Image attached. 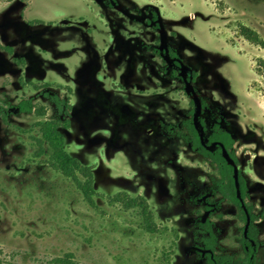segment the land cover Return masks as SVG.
I'll return each mask as SVG.
<instances>
[{"label":"rangeland","instance_id":"obj_1","mask_svg":"<svg viewBox=\"0 0 264 264\" xmlns=\"http://www.w3.org/2000/svg\"><path fill=\"white\" fill-rule=\"evenodd\" d=\"M68 87L65 148L94 166L97 206L36 154L33 126L61 117L49 95L67 99ZM26 100L46 114L22 111ZM190 123L205 145L215 125L233 136L264 264V0H0V264L68 252L76 264H157L171 235L110 205L119 191L177 228L172 264H206L207 219L220 250L241 255L243 223L217 191L216 166L185 138Z\"/></svg>","mask_w":264,"mask_h":264},{"label":"trees","instance_id":"obj_2","mask_svg":"<svg viewBox=\"0 0 264 264\" xmlns=\"http://www.w3.org/2000/svg\"><path fill=\"white\" fill-rule=\"evenodd\" d=\"M241 33L254 43H263L258 33L248 26H242ZM45 85L51 86L49 83ZM35 87L38 85L35 84ZM68 90L71 93L69 87ZM49 96L55 102L62 117L35 123L33 129L41 135L35 138L38 143L36 154L47 155L49 165L74 181L87 203L97 206L94 199L98 194L94 185V166L82 164L65 148L64 131L69 129L71 124L69 119L70 97L64 99L57 94ZM20 109L28 112L35 111L39 116H44L47 111L45 106H35L31 100L21 102ZM189 132L190 136L185 138L191 141L195 150L216 166L217 175L214 183L217 191L236 207L238 218L243 223L240 237L242 254L238 256L220 250L219 237L210 219L200 223L201 236H198V239L205 251L206 264H261L258 257V250L261 246L260 228L257 224L260 216L256 213L254 204L248 200L249 191L245 176L231 163H239L234 150V138L229 132L217 127L209 142L213 144L214 140H219L220 145L216 149H210L202 144L194 126H189ZM106 199L110 205H120L125 210L135 211L140 218L139 226L146 232L170 234L171 240L163 249L157 264H172L178 246L179 232L175 227L158 223L156 209L146 197L141 194L133 195L127 191H119L113 195H106ZM52 264H76L75 255L72 252L65 253L54 258Z\"/></svg>","mask_w":264,"mask_h":264},{"label":"flooded vegetation","instance_id":"obj_3","mask_svg":"<svg viewBox=\"0 0 264 264\" xmlns=\"http://www.w3.org/2000/svg\"><path fill=\"white\" fill-rule=\"evenodd\" d=\"M157 26V31L155 32V34L156 35H158V36H160L161 35V33H162V30L159 28V26L158 25H156ZM155 26V27H156ZM159 39V38H158ZM158 43H159V45L161 44V41H160V39H159V41H157ZM158 43H156V45H158ZM155 51H156V49H154ZM172 56H175V54H172ZM47 83H49V82H47ZM50 84V83H49ZM34 85V87H35V84H33ZM37 88V87H36ZM68 90V89H67ZM68 92H70L69 90H68ZM58 95V94H57ZM59 97H61L60 95H58ZM33 103V102H32ZM70 103H71V93H70ZM71 109H72V105H71ZM71 109H70V114H69V119H70V116H71ZM62 117V116H61ZM70 122H71V119H70ZM188 126H194L195 127V125L193 124V123H190V124H188ZM70 127H71V124H70ZM217 127L219 128V129H221L219 126H217V125H215V129L211 132V134H210V136L207 138V145L208 146H211V145H216V148L220 145V141L219 140H214V142H213V144H210V142H209V140L211 139V137H212V135H214L215 134V132H216V129H217ZM196 128V127H195ZM70 129V128H69ZM68 130V129H67ZM67 130H65V131H67ZM196 130H197V128H196ZM221 130H224V129H221ZM65 131H64V135H65ZM224 131H227V130H224ZM197 132H198V130H197ZM228 132V131H227ZM190 133V132H189ZM230 133V132H229ZM231 134V133H230ZM198 135H199V137H200V134H199V132H198ZM190 136V135H189ZM233 137V136H232ZM200 140H201V137H200ZM189 142H190V144H191V147H192V143H191V141L190 140H188ZM202 142V141H201ZM203 144V143H202ZM204 146H206L207 148H208V146L207 145H205V144H203ZM215 148V149H216ZM192 149L193 150H195L193 147H192ZM195 151H197V150H195ZM198 152V151H197ZM199 153V152H198ZM199 154H201V153H199ZM202 155V154H201ZM203 156V155H202ZM204 157V156H203Z\"/></svg>","mask_w":264,"mask_h":264},{"label":"water","instance_id":"obj_4","mask_svg":"<svg viewBox=\"0 0 264 264\" xmlns=\"http://www.w3.org/2000/svg\"><path fill=\"white\" fill-rule=\"evenodd\" d=\"M232 164H235L234 162H231Z\"/></svg>","mask_w":264,"mask_h":264},{"label":"built area","instance_id":"obj_5","mask_svg":"<svg viewBox=\"0 0 264 264\" xmlns=\"http://www.w3.org/2000/svg\"><path fill=\"white\" fill-rule=\"evenodd\" d=\"M190 17H192V16H190Z\"/></svg>","mask_w":264,"mask_h":264}]
</instances>
